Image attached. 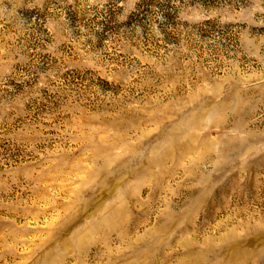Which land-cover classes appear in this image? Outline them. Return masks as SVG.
Returning a JSON list of instances; mask_svg holds the SVG:
<instances>
[{
	"label": "rangeland",
	"instance_id": "rangeland-1",
	"mask_svg": "<svg viewBox=\"0 0 264 264\" xmlns=\"http://www.w3.org/2000/svg\"><path fill=\"white\" fill-rule=\"evenodd\" d=\"M0 264H264V0H0Z\"/></svg>",
	"mask_w": 264,
	"mask_h": 264
}]
</instances>
